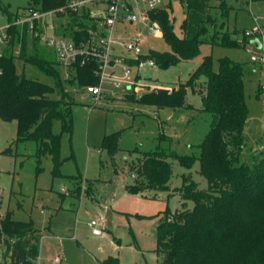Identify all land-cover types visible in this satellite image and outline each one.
I'll return each mask as SVG.
<instances>
[{
  "label": "rangeland",
  "instance_id": "1",
  "mask_svg": "<svg viewBox=\"0 0 264 264\" xmlns=\"http://www.w3.org/2000/svg\"><path fill=\"white\" fill-rule=\"evenodd\" d=\"M163 1V6L171 3L175 32L180 34L185 19L181 2ZM219 1H214L212 14L222 23V10L217 7ZM222 1L229 7L225 23L234 40L244 39V31L256 26L252 16L264 24L263 2H252L250 12L248 4L242 3L244 0ZM27 5L28 0H0V28L9 23V14L15 15ZM139 8H143V4ZM59 21L62 20L58 17L54 19L58 29L61 26ZM136 27L142 29L138 32ZM212 33L210 30L203 37L200 53L194 59L181 61L167 69L146 63L141 68L126 67L129 74L124 76L123 65H118L112 77H109L112 70H108L98 100L76 83L65 85L68 99L73 102V128L71 134L62 136L60 158L64 162L58 175L54 174L55 163L50 155H37L34 141L17 140V121L0 119V212L10 211L17 221L34 222L40 236H44L40 238L39 255L45 264L59 255L62 256L61 264H103L109 256L118 257L121 264L160 262L162 256L155 251L157 226L168 209L173 212L181 209L178 189L182 187L183 176L190 175L199 189L208 187L206 179L199 174L198 161L191 169H186L177 160L170 159L172 176L168 191L147 190L139 195L125 192V185L134 181L129 166L142 155L140 152L160 148L178 155H199L198 145L212 122L211 115L203 110L201 96L191 91L187 94L186 106L180 109H155L128 100L127 94L140 97L152 90L186 82L206 56L212 57L215 70L221 58L242 63L249 110L244 128L247 138L244 160L251 163L253 155L264 152V92L258 89L261 77L253 71L246 48L211 45L208 40ZM138 34L143 38V55L151 50L170 51L163 37L149 34L142 23H135L133 27L127 25L123 38ZM28 42L27 51L31 52V37ZM120 52L125 54L124 50L120 49ZM15 64L18 74L24 73L28 78L51 84L42 72L24 60L17 58ZM118 80L129 87L122 84L116 88L113 82ZM59 97L58 93L52 95V98ZM53 128L59 134L60 122L56 121ZM114 134H118V151L110 155L102 148V142L106 136ZM77 188H81L79 194ZM150 193L155 196L151 197ZM187 207L191 209L193 203L188 202ZM100 215L105 217L103 235L94 236L87 222ZM37 261L38 258L35 264ZM8 263L4 247L0 246V264Z\"/></svg>",
  "mask_w": 264,
  "mask_h": 264
},
{
  "label": "trees",
  "instance_id": "2",
  "mask_svg": "<svg viewBox=\"0 0 264 264\" xmlns=\"http://www.w3.org/2000/svg\"><path fill=\"white\" fill-rule=\"evenodd\" d=\"M72 0H28V5L15 15L9 14V23L20 18L23 11L33 9L41 12H56L61 24L58 33L72 39L76 44L90 39V30H97L101 18L90 16V9L73 11L68 8ZM184 8L185 19L181 33L174 28L171 3L148 11L149 17L162 28V37L170 51L151 50L142 55V61H152L155 66L167 69L181 61L194 59L200 53L203 37L210 32L208 42L228 48H246L248 40H234L226 28L225 20L229 7L225 1L217 5L222 10L223 22L212 14L215 0H179ZM264 3V0H253ZM242 3H249L244 0ZM63 9L64 11L60 10ZM15 17V19L13 18ZM64 22V23H62ZM13 39H19L18 28H9ZM16 38V39H15ZM28 31L22 37L18 59L24 60L42 72L51 84L26 75L18 74L12 54L5 52L0 59L3 73L0 75V119L17 121L18 141H34L37 155H50L55 163V175L64 162L60 158L63 134L72 133V101L68 99L65 85L75 83L86 88L99 84L98 66L88 62L77 64L75 74L69 80L62 70L55 53L42 45L37 37L32 38V51H27ZM128 66L137 67L139 60L124 59ZM244 64L221 58L214 69L211 56H206L201 65L186 82L171 88H159L140 97L129 93L128 100L155 109L186 106L189 91L199 94L203 110L212 117L209 130L201 144L199 155H178L166 149L140 152L129 170L134 181L126 186L129 194H144L147 190L168 191L172 176L170 159L191 169L199 162V174L206 179L208 187L199 189L190 175L182 178L178 189L182 207L168 209L157 226L156 252L162 260L149 264H264V152L253 155L251 163L244 160L247 138L244 133L249 110L245 100ZM54 93L59 98H52ZM59 121L61 132H54ZM116 135L106 136L102 148L110 155L118 151ZM137 152L139 150L136 149ZM5 154L8 151L4 152ZM80 187V186H79ZM81 188H77L79 194ZM192 202L193 207H187ZM40 232L34 222L17 221L11 212H0V246L4 247L8 264H35L40 251ZM103 264H121L118 257L109 256Z\"/></svg>",
  "mask_w": 264,
  "mask_h": 264
},
{
  "label": "built area",
  "instance_id": "3",
  "mask_svg": "<svg viewBox=\"0 0 264 264\" xmlns=\"http://www.w3.org/2000/svg\"><path fill=\"white\" fill-rule=\"evenodd\" d=\"M163 0H72L68 8L73 11H79L84 8L90 9L91 17H98L101 20L98 23L97 30H90V39L87 42L76 44L72 39L59 34L54 19L56 12H41L29 9L23 11L20 18L14 23H8L0 28V59L4 57V53L8 52L13 56H19L22 48V37L25 29L28 31L29 37H37L42 45L46 46L50 51L55 53L57 61L62 70V76L65 80H69L73 74L77 64L80 66L86 63L95 62L98 65L99 84L87 86L85 89L98 100L103 93V84L106 81L107 71L115 66L123 65V74L128 76L129 72L124 63V59L139 60L137 68L143 67L146 63L149 66H155L152 61H142L141 43L143 38L141 35H132L125 39L118 38V26L142 23L149 34L153 36H162V28L157 21H153L148 11L163 5ZM253 0H249L248 7L251 12ZM143 4V8L139 5ZM136 5V6H135ZM64 11L63 9L60 10ZM256 26L245 31V37L248 40L246 51L250 53L249 62L254 67V72H258L261 81L259 83V91L264 92V24L260 23L258 17L252 16ZM15 25L19 31V39L14 45L12 35L9 28ZM16 39V38H15ZM258 40L260 47L258 48L251 41ZM116 45L123 47L125 54L117 56L114 53ZM3 73L0 67V75ZM109 77H112L111 75ZM116 88L127 83L118 80L113 82ZM129 87V85H127ZM105 217L100 215L89 221L88 225L94 235L103 233V225ZM38 264H40V255ZM62 256L59 255L53 259L52 264H61Z\"/></svg>",
  "mask_w": 264,
  "mask_h": 264
},
{
  "label": "crops",
  "instance_id": "4",
  "mask_svg": "<svg viewBox=\"0 0 264 264\" xmlns=\"http://www.w3.org/2000/svg\"><path fill=\"white\" fill-rule=\"evenodd\" d=\"M131 25V27H133V25L134 24H130ZM126 28H127V25H119L118 26V38H120V39H124L123 38V35H124V33H126ZM140 29H142V28H138V27H136V29H135V31H138L139 32V30ZM130 36H132V35H130ZM123 51V47L122 46H120V45H116L115 46V49H114V53H115V55H117V56H123L124 55V53L123 52H120V49ZM115 67H117V66H115ZM115 67H112V68H110L109 70H112V73L110 74L111 76L113 75V73H114V69H115ZM91 97H92V95H91ZM93 98V97H92ZM117 168H116V172H117ZM133 177V176H132ZM134 179V178H133ZM129 185V184H128ZM126 186L127 185H125V192L128 194V192L126 191ZM151 197H154L155 195H154V193H150L149 194ZM88 223H89V221L87 222V225H88ZM88 227H89V225H88ZM90 228V227H89ZM157 231V230H156ZM91 233H92V230H91ZM92 235H94L93 233H92ZM101 235H103V233L101 234ZM101 235H94V236H101ZM44 236H42L41 237V239L43 238ZM41 242H42V240H41ZM41 252V244H40V251H39V254H41L40 253ZM40 264H45V261H43L41 258H40ZM52 262H53V260L49 263V264H52Z\"/></svg>",
  "mask_w": 264,
  "mask_h": 264
},
{
  "label": "water",
  "instance_id": "5",
  "mask_svg": "<svg viewBox=\"0 0 264 264\" xmlns=\"http://www.w3.org/2000/svg\"><path fill=\"white\" fill-rule=\"evenodd\" d=\"M254 45H256L258 48L260 47V43L258 42V40H253L251 41Z\"/></svg>",
  "mask_w": 264,
  "mask_h": 264
}]
</instances>
